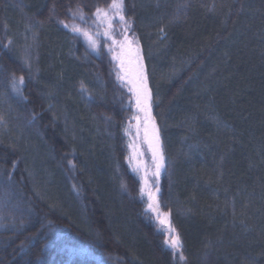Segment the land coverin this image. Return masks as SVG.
Returning <instances> with one entry per match:
<instances>
[{"label":"trees","instance_id":"obj_1","mask_svg":"<svg viewBox=\"0 0 264 264\" xmlns=\"http://www.w3.org/2000/svg\"><path fill=\"white\" fill-rule=\"evenodd\" d=\"M109 3L0 0V264H264V0H124L183 260L145 211L116 53L60 23L94 33Z\"/></svg>","mask_w":264,"mask_h":264},{"label":"snow or ice","instance_id":"obj_2","mask_svg":"<svg viewBox=\"0 0 264 264\" xmlns=\"http://www.w3.org/2000/svg\"><path fill=\"white\" fill-rule=\"evenodd\" d=\"M73 19L79 17L81 21L87 23L83 10L77 6L76 10L71 13ZM95 17L94 23L102 24L105 27L103 35L110 40L112 45H116L119 52L113 56V59L117 61V79L122 81V86L127 87L128 91L132 93V98L135 102L137 109V115L133 116L138 122L143 120L144 122V141L148 145V150L152 154L153 161V175L158 177L161 169L164 166V155L161 148V142L159 137V130L156 127L154 117L152 116V95L151 90L148 87V78L143 64V57L140 54L139 42L133 36L129 38L125 33L130 31V21L124 14V0H110L107 8L96 6L93 13ZM118 18L120 25L122 26L121 39L117 40L112 33V22ZM65 28L70 31L84 36L92 49L99 53V44L93 35L85 29L79 27L76 24L69 25L60 21ZM163 31V29H161ZM99 34V33H98ZM9 43H11L9 41ZM108 51L111 53L114 49L109 46ZM24 85V77L21 75L18 78L13 79L12 87L17 93L22 94ZM83 90V89H82ZM132 101L130 100L129 103ZM142 114V115H141ZM139 131V128H138ZM131 147V145H130ZM72 167H75L71 161H69ZM16 162H13V169ZM147 183V181H145ZM159 191V188H156ZM141 193H144V188H141ZM146 212H151L158 224L161 226L158 230L165 235L164 245L170 249L174 254H178L179 259L183 260V242L176 232V229L172 226L169 219V213L161 212L159 202L152 192L148 193V202L145 209Z\"/></svg>","mask_w":264,"mask_h":264},{"label":"rangeland","instance_id":"obj_3","mask_svg":"<svg viewBox=\"0 0 264 264\" xmlns=\"http://www.w3.org/2000/svg\"><path fill=\"white\" fill-rule=\"evenodd\" d=\"M112 24H113V26H112L111 31L114 34L115 38L117 40H120L121 39V32L123 29L119 23L118 18L114 19ZM104 31H105L104 25L97 23L96 27H95V32L94 33L90 32V33L93 35L94 38L96 36H103L107 40V38L103 35ZM125 34L129 38H132L134 36L138 40L136 34L133 32L131 24H130V31H128ZM107 41L112 46V48L114 49V52L118 53L119 49L116 47V45H112L110 40H107ZM139 49H140V54L143 57L140 43H139ZM143 64H144V68H145L144 59H143ZM145 71H146V69H145ZM148 87H149V85H148ZM151 104H152V116L154 117V115H153V102L152 101H151ZM135 115H137V113ZM154 120H155V118H154ZM155 124H156V127L158 128L156 121H155ZM138 128H139V131H138ZM158 130H159V128H158ZM128 132H129V147H128L129 148V161H130V164L132 166L133 171L139 176V178L141 180V188L142 187L144 188L143 198L145 200L146 207H147L148 193L149 192H152L155 195L156 199L158 200V196H159V192H160L161 177H162V174H163V171L165 168V157H164V166L161 169L159 176L158 177L154 176L153 175L152 154L148 150L147 143L144 141V122H143V120H140L138 122L136 119H134V122L130 125V129ZM159 137H160V142H161V148L163 151V143H162L160 130H159ZM130 145H131V147H130ZM163 155H164V151H163ZM145 181H147V183H145ZM157 187L159 188L158 192L156 191ZM161 212L163 213L164 211L161 210ZM148 213L152 217H154V215L150 211ZM169 219H170V216H169Z\"/></svg>","mask_w":264,"mask_h":264}]
</instances>
